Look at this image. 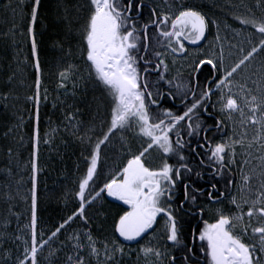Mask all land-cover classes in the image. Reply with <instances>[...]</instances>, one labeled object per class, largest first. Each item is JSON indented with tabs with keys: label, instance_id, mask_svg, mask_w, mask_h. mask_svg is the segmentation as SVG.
I'll use <instances>...</instances> for the list:
<instances>
[{
	"label": "snow or ice",
	"instance_id": "snow-or-ice-1",
	"mask_svg": "<svg viewBox=\"0 0 264 264\" xmlns=\"http://www.w3.org/2000/svg\"><path fill=\"white\" fill-rule=\"evenodd\" d=\"M53 4L50 97L42 0H0V264H264V0ZM41 144L78 173L48 228Z\"/></svg>",
	"mask_w": 264,
	"mask_h": 264
},
{
	"label": "trees",
	"instance_id": "trees-1",
	"mask_svg": "<svg viewBox=\"0 0 264 264\" xmlns=\"http://www.w3.org/2000/svg\"><path fill=\"white\" fill-rule=\"evenodd\" d=\"M42 5L41 15L37 24L38 32L43 31L42 20L46 22V20L51 17L52 12V3L50 0H42ZM48 23L51 25L49 20ZM44 33L45 35L41 38L42 42L40 46V59L45 75V83L43 87L48 90H53L56 78H54L55 74L50 71L48 64L53 58L50 51L52 32L46 30ZM58 116V112H56L55 115H52L51 100L47 105H42L40 119V131L42 136L44 133L50 131L53 124L58 122ZM30 129L31 122L29 123L27 130ZM59 142L60 140L57 139V143ZM68 151L70 152L71 149ZM51 152L52 150L41 144L40 162L43 166L48 167V172L39 177L40 216L42 217V226L44 228L51 227L53 224L57 223L60 216L64 214V194L74 187V180L76 175H78L74 168V162H76L75 156H73L71 160L65 159L63 163H59L58 158H55V153L51 154ZM65 169H67V171H65ZM69 207H71V202H69Z\"/></svg>",
	"mask_w": 264,
	"mask_h": 264
},
{
	"label": "rangeland",
	"instance_id": "rangeland-1",
	"mask_svg": "<svg viewBox=\"0 0 264 264\" xmlns=\"http://www.w3.org/2000/svg\"><path fill=\"white\" fill-rule=\"evenodd\" d=\"M51 1V3H52V9L54 8V4H53V0H50ZM3 13H1L0 12V17H3ZM51 19H52V16L49 18V19H47L46 20V22L45 21H43L42 20V24H43V31L42 32H45L46 30L47 31H51L52 32V34H51V38H53L54 36H55V34L59 31V28H57V30H56V27H54V26H52V23H50L51 25H49V23H48V20L51 22ZM1 21V23H0V26H2V20H0ZM41 42H42V40H41ZM44 44V43H43ZM50 51H51V56L53 57L52 58V60H50L49 62H48V64H49V69H50V71L52 72V73H56V65H55V57H56V53H54L53 51H52V47L50 46ZM25 55H28V51H27V47L25 48ZM26 75H27V77H28V83H31L32 82V80L34 79V75H33V70L29 67L28 69H27V71H26ZM54 78H56V76H54ZM54 87H55V82H54ZM53 90H54V88H53ZM53 90H49V93H50V97L51 96H54L56 93L53 91ZM51 91V92H50ZM51 100V99H50ZM58 113H59V116H60V112L58 111ZM58 116V117H59ZM30 123V122H29ZM58 123V122H57ZM56 123V124H57ZM56 124H53L52 125V128H54V127H56ZM51 130V129H50ZM50 132V131H49ZM57 139H59L60 140V136H59V134H57V136H56V142H57ZM0 143H2V142H0ZM26 143H27V139H26ZM51 154H54V151H52L51 152ZM27 158H28V150L27 149H25V150H23V161L24 162H26L27 161ZM3 160V156H2V154H0V161H2ZM238 176H239V174H237Z\"/></svg>",
	"mask_w": 264,
	"mask_h": 264
},
{
	"label": "flooded vegetation",
	"instance_id": "flooded-vegetation-1",
	"mask_svg": "<svg viewBox=\"0 0 264 264\" xmlns=\"http://www.w3.org/2000/svg\"><path fill=\"white\" fill-rule=\"evenodd\" d=\"M2 13V12H1ZM0 23H1V21H0Z\"/></svg>",
	"mask_w": 264,
	"mask_h": 264
}]
</instances>
